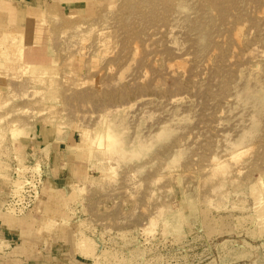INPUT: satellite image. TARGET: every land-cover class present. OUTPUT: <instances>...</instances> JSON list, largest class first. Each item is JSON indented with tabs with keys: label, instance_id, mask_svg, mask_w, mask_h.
<instances>
[{
	"label": "rangeland",
	"instance_id": "obj_1",
	"mask_svg": "<svg viewBox=\"0 0 264 264\" xmlns=\"http://www.w3.org/2000/svg\"><path fill=\"white\" fill-rule=\"evenodd\" d=\"M39 2L50 54L0 90V215L33 223L0 264H264V0Z\"/></svg>",
	"mask_w": 264,
	"mask_h": 264
},
{
	"label": "crops",
	"instance_id": "obj_2",
	"mask_svg": "<svg viewBox=\"0 0 264 264\" xmlns=\"http://www.w3.org/2000/svg\"><path fill=\"white\" fill-rule=\"evenodd\" d=\"M32 2V4H31ZM44 3V2H43ZM39 0H0V90L3 88L5 79V64L11 62V59L18 58L19 61H24L27 66L36 65V59L30 56V52H34L35 46L41 44V51L46 49V36L43 31L36 32V23L39 12L42 7H39ZM12 11V18L5 19L4 15ZM33 24L34 32L29 33L28 27ZM26 47V49H25ZM23 49H25L23 51ZM48 52H44L40 57L49 56ZM15 63V62H14ZM46 136V135H44ZM49 143V142H48ZM58 213V212H57ZM33 223V222H31ZM30 222H21L17 218L0 215V233L7 231L8 234L17 233L22 228V233H26L25 227L31 225ZM5 228H3L4 226ZM4 231V232H3ZM34 250L33 242H25L17 252L18 255L32 257L30 251ZM16 253V252H15ZM15 254V255H17Z\"/></svg>",
	"mask_w": 264,
	"mask_h": 264
}]
</instances>
